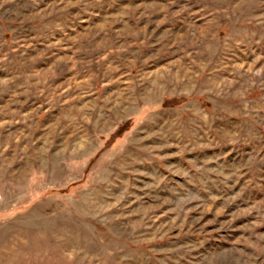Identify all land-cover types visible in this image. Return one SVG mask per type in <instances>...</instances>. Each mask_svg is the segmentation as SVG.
Instances as JSON below:
<instances>
[{
    "label": "rangeland",
    "instance_id": "374dc122",
    "mask_svg": "<svg viewBox=\"0 0 264 264\" xmlns=\"http://www.w3.org/2000/svg\"><path fill=\"white\" fill-rule=\"evenodd\" d=\"M0 264H264V0H0Z\"/></svg>",
    "mask_w": 264,
    "mask_h": 264
}]
</instances>
